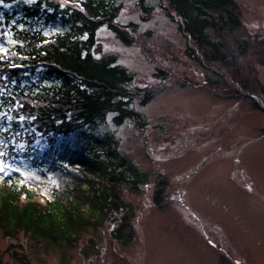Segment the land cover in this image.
Here are the masks:
<instances>
[{"label":"rangeland","instance_id":"rangeland-1","mask_svg":"<svg viewBox=\"0 0 264 264\" xmlns=\"http://www.w3.org/2000/svg\"><path fill=\"white\" fill-rule=\"evenodd\" d=\"M116 1V23L134 42L101 28L95 50L115 54L134 74L132 86L151 91L147 103L132 104L143 122L116 127L107 116L135 187L123 185L124 206L72 244L0 230V263L22 264L16 256L23 255L31 264H264V0H233L240 26L220 37L231 49L223 65L192 58L158 0ZM7 152L0 145V159L26 175L5 169L3 179L26 185L39 201L60 194L67 173Z\"/></svg>","mask_w":264,"mask_h":264},{"label":"trees","instance_id":"trees-1","mask_svg":"<svg viewBox=\"0 0 264 264\" xmlns=\"http://www.w3.org/2000/svg\"><path fill=\"white\" fill-rule=\"evenodd\" d=\"M158 3L188 38L192 58L227 62L231 49L220 37L240 26L233 0ZM120 8L116 0L0 3V46L6 49L0 52V145L11 159L24 157L33 166L69 175L51 201H39L26 185L3 179L0 230L6 235L24 231L53 244H72L79 231L124 206L123 185L135 187L106 128L107 116L113 114L116 127L127 120L143 122L132 104L147 103L151 91L132 86L134 74L115 54L95 50L101 28L124 45L134 42L132 31L116 23ZM57 25L60 32L45 34ZM16 259L31 264L23 255Z\"/></svg>","mask_w":264,"mask_h":264},{"label":"snow or ice","instance_id":"snow-or-ice-1","mask_svg":"<svg viewBox=\"0 0 264 264\" xmlns=\"http://www.w3.org/2000/svg\"><path fill=\"white\" fill-rule=\"evenodd\" d=\"M0 3H3V0H0ZM7 6V5H6ZM6 49L2 46H0V52H5ZM20 119L22 120L23 117H20ZM0 156H3V153H0ZM5 169H7L8 172H11L13 170L20 172L21 176L26 175V173L21 172V170L19 168H15L13 169V166L11 164H5L4 161L2 159H0V172H5ZM0 179H3L2 176H0ZM21 183H23V181H21Z\"/></svg>","mask_w":264,"mask_h":264}]
</instances>
